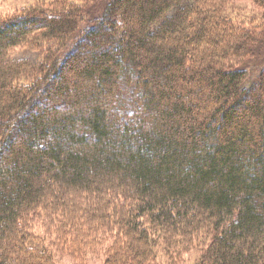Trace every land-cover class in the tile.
<instances>
[{
  "label": "trees",
  "instance_id": "1",
  "mask_svg": "<svg viewBox=\"0 0 264 264\" xmlns=\"http://www.w3.org/2000/svg\"><path fill=\"white\" fill-rule=\"evenodd\" d=\"M96 1L0 18V264H56L38 214L104 264L202 236L194 264H264V0L247 27L217 0Z\"/></svg>",
  "mask_w": 264,
  "mask_h": 264
},
{
  "label": "rangeland",
  "instance_id": "2",
  "mask_svg": "<svg viewBox=\"0 0 264 264\" xmlns=\"http://www.w3.org/2000/svg\"><path fill=\"white\" fill-rule=\"evenodd\" d=\"M54 0H0V18L19 12L22 9L45 4L48 5ZM222 5L224 10L228 13V16L233 22L243 27L250 25L251 21L258 22V16L260 10L254 6L250 0H217ZM108 0H97L93 3V11L95 15L102 13V9L106 7ZM90 3V4H92ZM94 15V17H95ZM93 17V19H94ZM92 19V20H93ZM91 20V16L84 20L83 23H88ZM9 57L12 59H26L28 61H34L37 58V53L32 51L30 47L19 46L14 48ZM243 64L246 68V83H251L260 69L264 66V44L255 49L254 60L246 61ZM30 228L38 236H42L46 239L48 244H51L49 249L52 252V258L56 264H104V246H97L94 251L90 252L81 251V253L75 254L68 249L65 241L59 236V230L56 223H51L47 218L41 215H33L30 219ZM204 237V236H202ZM198 237L193 239L189 245L186 246H172L165 248L164 246H158L156 248V260L157 264H194L203 248L208 242V239Z\"/></svg>",
  "mask_w": 264,
  "mask_h": 264
}]
</instances>
